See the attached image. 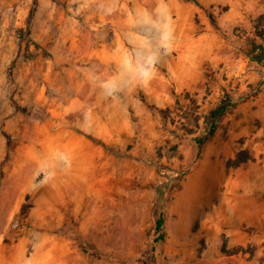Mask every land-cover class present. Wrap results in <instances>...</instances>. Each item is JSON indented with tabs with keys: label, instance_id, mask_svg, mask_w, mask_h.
<instances>
[{
	"label": "rangeland",
	"instance_id": "1",
	"mask_svg": "<svg viewBox=\"0 0 264 264\" xmlns=\"http://www.w3.org/2000/svg\"><path fill=\"white\" fill-rule=\"evenodd\" d=\"M262 30L264 0H0V264H264Z\"/></svg>",
	"mask_w": 264,
	"mask_h": 264
},
{
	"label": "trees",
	"instance_id": "2",
	"mask_svg": "<svg viewBox=\"0 0 264 264\" xmlns=\"http://www.w3.org/2000/svg\"><path fill=\"white\" fill-rule=\"evenodd\" d=\"M263 18V17H262ZM264 33V31L262 30ZM256 49H259V53H256ZM253 60L255 61H263L264 60V46L262 44H256L253 45ZM236 105L235 102H232L230 97L225 99L221 104H219L217 107L213 108L209 114L206 117V133L203 137L198 139V145H203L206 141H208L216 132V130L219 127L220 120ZM166 188V185H162L159 187V193H160V200H164V190ZM164 225H165V214L164 211H161L154 226L155 230V238L154 242L158 243L165 239V233H164ZM83 250L85 252L102 255L98 250L88 247H83Z\"/></svg>",
	"mask_w": 264,
	"mask_h": 264
},
{
	"label": "bare ground",
	"instance_id": "3",
	"mask_svg": "<svg viewBox=\"0 0 264 264\" xmlns=\"http://www.w3.org/2000/svg\"><path fill=\"white\" fill-rule=\"evenodd\" d=\"M158 11V10H157ZM31 263V262H30Z\"/></svg>",
	"mask_w": 264,
	"mask_h": 264
}]
</instances>
